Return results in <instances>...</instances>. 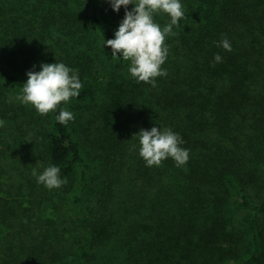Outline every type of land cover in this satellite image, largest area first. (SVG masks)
I'll return each mask as SVG.
<instances>
[{
  "label": "trees",
  "instance_id": "trees-1",
  "mask_svg": "<svg viewBox=\"0 0 264 264\" xmlns=\"http://www.w3.org/2000/svg\"><path fill=\"white\" fill-rule=\"evenodd\" d=\"M180 3L155 87L102 45L124 6L16 0L0 18V264H264V0ZM55 62L78 73L79 96L46 115L6 103ZM152 127L182 137L185 165L146 166L135 134ZM49 165L66 184L37 182Z\"/></svg>",
  "mask_w": 264,
  "mask_h": 264
},
{
  "label": "clouds",
  "instance_id": "clouds-1",
  "mask_svg": "<svg viewBox=\"0 0 264 264\" xmlns=\"http://www.w3.org/2000/svg\"><path fill=\"white\" fill-rule=\"evenodd\" d=\"M108 2L114 12H118L121 6H124L125 11L114 38L103 39L102 45L111 48V56H122L125 61L131 62L129 73L133 78L155 87V78L167 75L166 70L161 67L169 51L165 39L176 35L173 27H179V20L186 18L180 0H137L135 4L133 0ZM130 4L134 5L131 11L127 8ZM157 12H164L171 17L170 23L163 29L154 22L153 15ZM218 46L229 52L232 50L226 37ZM222 59L219 54L214 56L215 63L222 62ZM40 68L39 72L29 70L26 73L27 80L23 84L21 95L17 97L22 103L32 105L39 114L46 115L56 110L61 102L67 103L71 98L79 96L83 85L75 70L63 62L41 63ZM74 118V114L66 108L61 109L56 117L62 125ZM4 123L0 120V127ZM135 136L139 138V155L146 166H160L163 160L171 157L179 167L189 159V150L181 147L184 143L182 137L170 128L141 129ZM32 175L48 189L60 188L67 183L66 179L60 177V168L54 165H49L40 174L33 169Z\"/></svg>",
  "mask_w": 264,
  "mask_h": 264
},
{
  "label": "rangeland",
  "instance_id": "rangeland-1",
  "mask_svg": "<svg viewBox=\"0 0 264 264\" xmlns=\"http://www.w3.org/2000/svg\"><path fill=\"white\" fill-rule=\"evenodd\" d=\"M15 1L16 0H0V12L1 13V17L0 18H7L8 16H12L13 15V9H14V5H15ZM5 9V10H4ZM2 10V11H1ZM7 13V14H6ZM4 14H6L4 16ZM8 98L6 100V103H11L13 105H16L17 103H19V99H17V97L19 96V93L15 92V91H11L8 93ZM70 213V216H72L75 220H78V221H75L76 223L75 224H78L80 223V221H83L81 220V218H83V210H73V211H69ZM241 212L238 211L236 214L239 215ZM82 230V229H81Z\"/></svg>",
  "mask_w": 264,
  "mask_h": 264
}]
</instances>
